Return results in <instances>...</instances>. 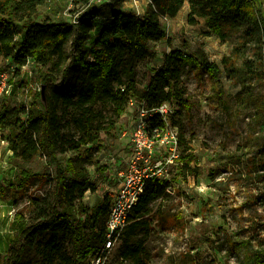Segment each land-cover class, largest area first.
Instances as JSON below:
<instances>
[{
    "label": "trees",
    "instance_id": "1",
    "mask_svg": "<svg viewBox=\"0 0 264 264\" xmlns=\"http://www.w3.org/2000/svg\"><path fill=\"white\" fill-rule=\"evenodd\" d=\"M48 0H0V56L11 58L17 68L34 61L40 71V85L45 87L46 106L40 102V91L35 97L41 108L18 107L14 110H0V132L8 129V149L11 158L28 162L42 152L46 164L54 168L55 194L58 206L45 207L39 199L29 200L37 208L39 221L24 227L20 239L32 243L48 234L50 237L41 247L46 264H77L76 256L84 258L99 248L104 240L108 196L103 203L94 206L85 218H77L74 210L87 191L94 192L96 186L88 179L84 157L91 146L98 145L101 133H109L131 97L142 100L147 107H157L162 102L173 103L181 114L188 107L184 97L182 76L186 70H203L214 80L218 67L203 61L197 65L191 57L174 50L164 57L163 65L154 71L146 87H139L137 61L153 56L148 49L149 42L165 39L166 33L160 25V15L175 16L185 0H151L144 14L139 17L123 13L117 6L123 0H108L98 4L95 0H72L83 13L68 23L63 18L37 20L38 7ZM190 10L188 21L204 19L210 32L225 39L230 31L244 29L245 38L260 33V56L244 71L239 69L234 54L223 56L221 63L229 78L242 84V101L255 105L254 118L264 126V96L248 91L246 75L250 80L264 78V18L259 12L256 0H188ZM108 17L102 27L96 19ZM69 45V50L67 46ZM235 50H238L235 48ZM53 89L46 94V85ZM217 104L228 106L218 85L214 87ZM24 115L25 118L20 117ZM160 121V120H158ZM170 122V121H169ZM178 131V158L190 160L186 151L188 141L178 125L171 121ZM264 128V127H263ZM71 132L66 134L64 130ZM184 147V148H183ZM74 151L75 157L59 155ZM89 156V155H87ZM34 175L19 167L14 177L15 187L26 188ZM167 182L149 180L138 203L131 210L128 223L121 232L122 259L132 264H145L144 245L154 222L166 218L160 209L169 199ZM14 190V189H13ZM14 196L18 193L13 191ZM158 207L150 212L152 205ZM39 204V205H38ZM166 220L164 221V223ZM87 235L83 237V231ZM70 233L73 238V254H69L60 243V235ZM19 239V240H20ZM257 240L256 243H252ZM229 249L242 255L240 264H264V235L247 237L240 243L228 239ZM25 247L7 252L2 264H29L25 259Z\"/></svg>",
    "mask_w": 264,
    "mask_h": 264
},
{
    "label": "rangeland",
    "instance_id": "2",
    "mask_svg": "<svg viewBox=\"0 0 264 264\" xmlns=\"http://www.w3.org/2000/svg\"><path fill=\"white\" fill-rule=\"evenodd\" d=\"M98 4L108 0H95ZM151 0H123L117 7L125 14L141 17ZM264 18V0H256ZM190 6L185 0L175 16L160 15V25L166 37L158 42H149L153 56L137 61L139 87H146L154 71L163 65L164 57L174 50L191 57L197 65L203 61L215 64L219 72L212 80L206 72L198 70L184 72L182 87L188 107L181 114L171 112L168 120L178 125L188 141L186 158H177L168 165L170 177L169 199L152 205L150 212L160 207L165 220L157 217L144 245L145 264H240L242 255L229 249L228 239L240 243L247 237L264 235V126L254 118L255 105L242 101L244 89L241 83L229 78L221 63L223 56L234 54L239 69L244 71L260 56V33L254 37L243 36L244 29L230 31L225 39L210 32L201 17L188 21ZM83 10L72 4V0H48L38 7L36 19H65L68 23L80 17ZM108 17L96 19L102 27ZM69 45L67 50H69ZM237 48L238 50H235ZM8 72V86L0 96V110H14L24 106L41 108L35 97L40 90V71L34 61L17 68L11 58H0V71ZM248 91L264 96V78L250 80L246 75ZM218 85L227 99L228 106L217 104L214 87ZM53 85H46L49 95ZM245 94V93H244ZM135 98V97H133ZM172 111L177 107L171 103ZM20 117L25 118L24 115ZM132 110L128 106L121 112L115 127L109 133H101V142L90 152H84L91 162L87 165L88 179L96 186L94 192H85L77 201L74 214L85 218L94 206L110 198L112 159L126 153L131 130ZM66 134L71 132L64 130ZM125 132V135L123 133ZM9 130L0 132L1 139L8 137ZM0 139V264L4 255L20 245L26 249L25 259L29 264H46L41 247L50 237L46 234L34 244L20 239L21 230L39 221L37 208L29 200L39 199L45 207L58 206L59 198L54 188V168L46 164L42 152L28 162L11 158L8 144ZM184 148V147H183ZM75 157L74 151L59 155ZM89 155V156H87ZM19 167L29 170L34 177L26 188L18 189L14 177ZM14 189V190H13ZM17 191L14 196L13 191ZM38 204V205H39ZM83 231V237L87 235ZM20 239V240H19ZM60 243L69 254H73V238L70 233L60 235ZM257 241V240H256ZM255 240L252 243H256ZM122 239H118L110 252L106 264H132L122 259ZM89 256H76L77 264H86Z\"/></svg>",
    "mask_w": 264,
    "mask_h": 264
},
{
    "label": "built area",
    "instance_id": "3",
    "mask_svg": "<svg viewBox=\"0 0 264 264\" xmlns=\"http://www.w3.org/2000/svg\"><path fill=\"white\" fill-rule=\"evenodd\" d=\"M7 86L8 72L1 70L0 96ZM127 106L132 110L129 143L124 155L112 159V170L107 180L108 183L111 182V189L104 240L99 248L88 255L86 264H106L146 182L156 179L169 185L168 165L179 156L178 131L168 120L173 112L170 102L164 101L157 107H147L142 100L131 97ZM1 141L8 144L5 139Z\"/></svg>",
    "mask_w": 264,
    "mask_h": 264
},
{
    "label": "water",
    "instance_id": "4",
    "mask_svg": "<svg viewBox=\"0 0 264 264\" xmlns=\"http://www.w3.org/2000/svg\"><path fill=\"white\" fill-rule=\"evenodd\" d=\"M40 102L43 106H46V96H45V87H40Z\"/></svg>",
    "mask_w": 264,
    "mask_h": 264
}]
</instances>
